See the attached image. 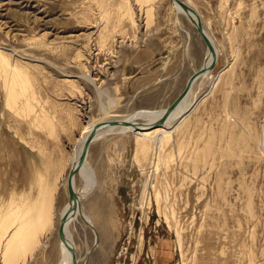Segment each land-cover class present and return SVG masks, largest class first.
Instances as JSON below:
<instances>
[{"label":"rangeland","instance_id":"374dc122","mask_svg":"<svg viewBox=\"0 0 264 264\" xmlns=\"http://www.w3.org/2000/svg\"><path fill=\"white\" fill-rule=\"evenodd\" d=\"M186 1L217 61L171 129L90 145L96 186L69 225L80 264H264V0ZM204 53L169 0H0V264L57 262L61 182L86 124L167 107ZM53 176L47 246L5 260L12 212Z\"/></svg>","mask_w":264,"mask_h":264},{"label":"bare ground","instance_id":"6f19581e","mask_svg":"<svg viewBox=\"0 0 264 264\" xmlns=\"http://www.w3.org/2000/svg\"><path fill=\"white\" fill-rule=\"evenodd\" d=\"M169 1H170L171 5L174 7V9L178 13H180L182 16H184L188 20V22L193 26V23H194L193 17L187 11L179 8L178 5L173 0H169ZM181 1L186 3L188 6H190L197 13L195 8H193L186 0H181ZM197 15H198V13H197ZM198 17H199V15H198ZM199 20H200V17H199ZM200 23H201V21H200ZM201 29H202V32L206 35V37L209 39V41L211 43V49L209 50L205 46V53H204L203 61L200 65V67L194 71L197 73L200 69H204L203 71L199 72V78L209 75V72L211 69H209V68L206 69V67L209 66V64L211 62L213 63V65L216 63L217 54H218V50L215 46L213 39L210 37L208 32H206V30L202 27V24H201ZM193 84L194 83L192 82L191 86L189 87L185 96L182 98V100L179 102V104H177V106H175V108H173L171 110V112L168 114L167 118H165V121L159 126H154V127H149V128L146 127L152 123L157 122L158 118L163 114L166 107L160 108V109H155V110L140 109V110H137L136 112H134L132 114H129V115H126L123 117H118V118L106 117V118H103L100 120H95L93 122H89L86 124L82 134L80 135V137L78 139V144H77L75 150L71 151L72 155H71V157L69 156L70 161H69V165H68V169H67V171H68L67 172V174H68L67 180H68V177L70 175V171L75 169L74 176L72 177V179H73L72 184H73V189H74V192L76 195V203H77L76 206L74 207V209H72L71 211H68V209L70 207V204L74 201V199L70 198L68 195L67 188H66L67 183L61 182V184L64 185V188L66 190V193H67L66 198L67 199L60 209L58 226H59V223H60V220L62 219V217H64V216H67V217L64 221V226H63V237L64 238L61 239L58 236L59 257H58V260L55 264H80V261L77 257V254H76L75 244H74L72 237L70 235V232H69V225H70V223L73 222L74 211L77 210L78 204L80 202L84 201L85 199H87V197L91 195L94 187L96 186V181H97L96 179L97 178H95L96 174L94 175L95 170L93 171V169L88 164V160H87L90 145L99 137L100 133H102L104 131H111V130L117 131V133H121V134L129 133V132L133 133L134 136L136 137V139L139 140V144H140L141 139L151 138L152 136L157 137L158 135L165 132L166 130H168V128L171 127L170 123L172 121L177 120V123H178V121L182 120L185 117V115L187 114V112H189V108L191 109L190 99L192 96L191 89H192ZM111 102H113V101L111 100ZM101 107L103 110V115L107 116L108 110H105L103 108V106H101ZM112 120L120 121V124L107 125V126H104L102 128H100V126L94 127L97 123L110 122ZM138 120H140V122H137ZM125 122L130 123V124L125 125L124 124ZM93 130H94V133L92 134V139H91L90 144L88 146V149L86 151L85 157L81 160L80 156H81L82 149L84 147V143H85L87 137L89 136V134ZM58 166H60V164H58ZM58 166H56L54 171L59 168ZM61 167L62 166H60V168ZM78 176L81 177V179H82L81 190L76 188V178ZM45 183L46 184H44L40 188V190L37 192V195H36L35 199H33L32 202L29 201L19 211L14 210L15 212H12V215H13L12 222L14 223V229L12 232H10L8 234L7 240L5 239V250H4L5 252H2L4 259H5V257H7V255H5V254L7 252L9 253V250L11 251L13 248H15V246H18L17 244H20L22 247L24 246V248H28L29 245H31L28 243L33 240L32 241L33 244H37V242H38V244L39 243L42 244L43 247L47 246L46 242L44 241V238H45V235L50 232L51 225H52L51 219H53V218L51 217V211L50 210L52 209V207H51L52 200H54L52 198L53 194L55 195V193H53V191H54L55 185H56V176H53L52 181L50 183H47V182H45ZM102 196L105 198L104 194H102ZM102 203L98 204L97 206L100 208L102 207V209H104L105 207L103 206ZM89 222L94 228V225H93L91 218H89ZM90 224H88V226L91 227ZM6 226H9V222H8V219L4 216V217H2V219L0 221V229L5 228ZM52 228H53V225H52ZM94 230H95V228H94ZM36 234H38V235L36 236ZM57 234H58V228H57ZM38 246H40V245H38ZM68 247L73 248V253L71 252V250H69ZM31 254H29V255H31ZM29 255H28V257H29ZM73 257L75 258V262L72 261ZM25 258H23V260H25Z\"/></svg>","mask_w":264,"mask_h":264},{"label":"water","instance_id":"95a60500","mask_svg":"<svg viewBox=\"0 0 264 264\" xmlns=\"http://www.w3.org/2000/svg\"><path fill=\"white\" fill-rule=\"evenodd\" d=\"M179 8L187 11L194 19V23H193V28L195 29L198 37L200 38L201 42L203 43V45H205L209 50L211 49V43L209 41V39L206 37V35L202 32V29H201V23H200V20H199V17L197 15V13L190 7L188 6L186 3H184L183 1L181 0H173ZM213 63L211 62L209 64V66L206 67L209 68V69H212L213 67ZM204 69H200L197 73L194 72L192 74H190L188 76V79L186 81V83L184 84L183 88L180 90V92L172 99V101L168 104V106L166 107L165 111L163 112V114L158 118L157 122L155 123H152L146 127H154V126H159L161 125L164 121H165V118H167L168 114L171 112V110L173 108H175V106H177V104H179V102L182 100V98L185 96V94L187 93L189 87L191 86V83L195 81L196 78L199 77V72L203 71ZM117 124H120V121H117V120H112L110 122H101V123H97L94 127H99L102 128L104 126H107V125H117ZM125 125H128L130 123H127L125 122L124 123ZM94 133V130L89 134V136L87 137L85 143H84V147L82 149V152H81V160L85 157V154H86V151L88 149V146L90 144V141L92 139V134ZM74 173H75V169H73L72 171H70V175L68 177V180H67V185H66V188H67V192H68V195L70 198H73L74 201L70 204V207L68 209V211H71L72 209H74V207L76 206V195H75V192H74V189H73V184H72V177L74 176ZM67 216H64L62 217V219L60 220V223H59V226H58V236L59 238H64L63 237V226H64V221L66 219ZM69 250H71V252L73 253V248L71 247H68ZM73 262H75V258L73 257L72 259Z\"/></svg>","mask_w":264,"mask_h":264}]
</instances>
